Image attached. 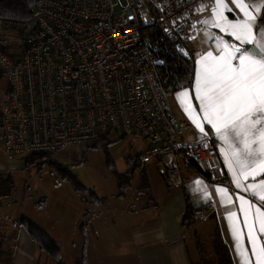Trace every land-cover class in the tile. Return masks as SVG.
<instances>
[{
	"label": "built area",
	"instance_id": "built-area-1",
	"mask_svg": "<svg viewBox=\"0 0 264 264\" xmlns=\"http://www.w3.org/2000/svg\"><path fill=\"white\" fill-rule=\"evenodd\" d=\"M213 2L39 0L28 19L1 17L0 37L15 44L0 50V70L7 79L0 128L7 151L55 155L68 145L95 144L103 134H135L151 146L130 154L129 165L155 159L175 187L196 174L226 181L212 135L178 140L171 91L161 78L158 57L141 46L143 30L158 26L190 59L189 34L203 20L197 8ZM182 163L195 172L185 171Z\"/></svg>",
	"mask_w": 264,
	"mask_h": 264
},
{
	"label": "crops",
	"instance_id": "crops-1",
	"mask_svg": "<svg viewBox=\"0 0 264 264\" xmlns=\"http://www.w3.org/2000/svg\"><path fill=\"white\" fill-rule=\"evenodd\" d=\"M228 2L233 8V13L226 11L225 14L229 15V18L233 14L242 17L239 9L231 4V0ZM248 2L254 3L256 0H248ZM213 3L205 5L201 11H198L202 21L212 16ZM256 15L259 17L261 14L256 13ZM215 35H220L234 44L239 43L220 29L199 23L191 30L188 41V48L194 56L195 68L196 59L199 58L197 53L202 54L206 49L214 53L218 51L212 39ZM191 85L183 88H190ZM183 88L171 91L170 101L179 125L178 140L190 142L204 136L192 123L181 101L176 97V93ZM192 103L195 106L194 98ZM209 135L214 137V133ZM217 144L220 152L222 144L218 141ZM150 146L151 142L145 139L140 150L125 152L123 157L117 159L116 171L120 174L126 173L131 167L127 156L142 154ZM220 155L227 170V180L224 182H211L207 177L196 174L183 186H170L167 183L166 172L161 169L159 162L153 159L138 164L132 175L131 186L122 193L116 178L118 190L111 196L98 193L105 198L99 204L83 202L76 191L74 195L60 180L58 182L55 180L56 182L52 183L53 193L42 191L37 194L45 196L48 200L51 199L50 204H54L47 211L46 220H39L40 216L45 215L43 205L46 201L44 204L37 202L38 210L29 213L28 210L23 211V208H20L19 198L12 193L5 197L0 205V264H66L63 257L62 263L53 260L31 239L28 231L21 224L22 216L27 213L57 240L62 249V256L63 246L48 224L55 223L53 226L55 232L60 228L65 230L71 227L75 230L73 238L79 227V244L72 238L70 229L67 235L63 234L65 238L69 237L73 264L77 263L84 248L86 264H195L200 260L198 242L200 240L204 243L205 237L212 239L215 221L231 251L234 263L243 264L242 258L235 250L231 221L227 218L225 209L237 212L236 222L242 227V242L249 249L250 260L254 262L255 256L250 251L251 243L247 237L248 227L243 223L244 213L239 209V205L241 196L252 199L251 190L245 191L243 185L257 183L260 177L249 178L237 188L224 155L221 152ZM15 168L22 170L26 165L22 160L0 157V169L9 170L15 176L12 170ZM182 168L189 173L195 172V168L186 163H182ZM33 176L31 175L27 181V188L32 180L36 186L44 185L43 178L33 179ZM197 180L203 181V184L197 185ZM221 188L228 189L226 196L220 192ZM54 193H57L56 196L53 195ZM188 203L195 207H208V211L201 214L204 218L197 217V223L191 228L183 225V216ZM253 203L259 205L260 201L257 199ZM258 226L257 224L256 227ZM95 231H98V234ZM261 239L264 240V237Z\"/></svg>",
	"mask_w": 264,
	"mask_h": 264
},
{
	"label": "snow or ice",
	"instance_id": "snow-or-ice-1",
	"mask_svg": "<svg viewBox=\"0 0 264 264\" xmlns=\"http://www.w3.org/2000/svg\"><path fill=\"white\" fill-rule=\"evenodd\" d=\"M231 4L242 17L233 14L229 18L225 12L233 13V8L228 0H214L212 16L202 23L220 29L239 43L212 36L218 51L206 49L197 53L193 83L177 92L176 97L199 132L204 137L214 133L213 143L222 144L220 152L237 188L249 178L260 177L257 183L243 185L245 191L251 190L252 199L241 196L239 205L244 213L243 223L248 227L254 262L242 242L237 212L225 211L243 264H264V0H231ZM204 7L201 5L197 11ZM196 184L203 181L197 180ZM219 190L227 195L228 189ZM257 199L259 205L253 203Z\"/></svg>",
	"mask_w": 264,
	"mask_h": 264
},
{
	"label": "trees",
	"instance_id": "trees-1",
	"mask_svg": "<svg viewBox=\"0 0 264 264\" xmlns=\"http://www.w3.org/2000/svg\"><path fill=\"white\" fill-rule=\"evenodd\" d=\"M38 1L39 0H0V18L11 17L21 20L28 19L31 17L32 9ZM14 45L15 44L7 37H0V50L7 51ZM141 46H147L157 55L158 59L163 60V64L158 66V69L163 83L168 90L177 91L192 84L195 69L194 56L192 55L190 59L182 57L176 51L169 38L164 34L160 27H146L142 32ZM106 137L107 134L101 135L98 142L88 147L97 145L100 141L106 139ZM29 156H32V158H40L38 159V163L40 161L43 163L50 162L49 157L51 155L33 154L22 156V159ZM108 161L111 163L110 157L108 158ZM52 163L56 164V167L64 173V178L72 184L83 202L99 204L104 201V197L99 196L96 191L86 188L75 175L68 173L69 170L63 167V165L57 162ZM130 166L131 167H129V170L126 173L120 174L115 170L114 163V172L121 193L131 186L132 175L139 165ZM14 190L15 176L13 173L9 170L0 169V205L2 204L3 199L10 196ZM207 211V206L195 207L188 203L183 216V225L187 228L193 227L197 223V215L206 213ZM21 224L28 231L31 239L42 250H44L56 262L62 263V249L57 240L45 228L27 215L22 216ZM198 245L200 249V260L195 264H235L231 251L223 239L217 221H215L213 228L211 251L207 253L205 244L200 240ZM86 262V251L84 248L81 256L77 259L76 264H86Z\"/></svg>",
	"mask_w": 264,
	"mask_h": 264
},
{
	"label": "rangeland",
	"instance_id": "rangeland-1",
	"mask_svg": "<svg viewBox=\"0 0 264 264\" xmlns=\"http://www.w3.org/2000/svg\"><path fill=\"white\" fill-rule=\"evenodd\" d=\"M7 79L4 77V73L0 70V103L2 98V89L6 86ZM145 139L139 135L131 134L125 135L123 137L111 132L107 133L106 139L100 141L97 145L91 147H84L83 149L77 145H68L61 152L51 155L49 158L50 162L40 161V158L26 157L22 159L20 155H10L7 149L4 146L2 132L0 128V157L2 158H13L18 161H23L26 165L25 169H12L15 174V190L13 194L16 195V198H19L20 208H23V211L28 210V212L36 211L38 205L37 202L44 204L43 209H45V215L40 216L39 220H46V214L52 208L50 200L46 199L45 196L37 195L38 192H51L53 193L52 183L56 182L55 180H60L63 185H66V188L70 189L74 195H76L75 189L72 184L64 178V173H62L57 167L56 164L52 162H57L63 165V167L69 170L68 173L75 175L79 181L88 189L94 190L97 193L105 194L111 196L115 193L117 188L116 174L114 172V163L117 164V159L119 160L123 157L125 152H135L140 150L143 146ZM111 158V163H109L108 158ZM42 163V164H41ZM115 170L117 166L115 165ZM38 177L37 179L43 178L44 185L36 186L32 181L29 183L27 188V181L30 176ZM48 180V182H46ZM57 193L53 195L56 196ZM44 200V201H43ZM53 202V199H52ZM73 208V205H72ZM38 210V209H37ZM27 213V214H29ZM26 214V215H27ZM32 214V213H31ZM34 214V213H33ZM29 216V215H27ZM55 223H49L48 226L51 228L52 232L56 234L59 242L62 244L64 252L63 259L66 264H73L72 253L69 244V237L67 235L69 229L72 234L74 231L71 227L60 228L59 231H54ZM79 244L80 239V229L77 227L75 232V237L73 238ZM204 244L206 252L211 251V241L209 237L204 238Z\"/></svg>",
	"mask_w": 264,
	"mask_h": 264
},
{
	"label": "water",
	"instance_id": "water-1",
	"mask_svg": "<svg viewBox=\"0 0 264 264\" xmlns=\"http://www.w3.org/2000/svg\"><path fill=\"white\" fill-rule=\"evenodd\" d=\"M162 64H163V60L158 59V60H157V65L160 66V65H162Z\"/></svg>",
	"mask_w": 264,
	"mask_h": 264
}]
</instances>
